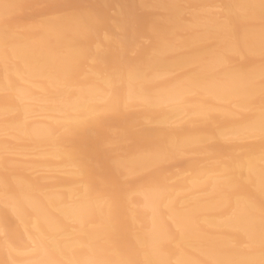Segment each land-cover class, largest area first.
Returning <instances> with one entry per match:
<instances>
[{"label": "bare ground", "instance_id": "bare-ground-1", "mask_svg": "<svg viewBox=\"0 0 264 264\" xmlns=\"http://www.w3.org/2000/svg\"><path fill=\"white\" fill-rule=\"evenodd\" d=\"M4 3L24 7L8 11L17 54L0 63V138H12L0 139V264H264L260 0H0V14ZM222 3L255 7L234 14L227 34L205 36L203 20L217 18L209 7ZM69 4L106 17L103 29L75 27ZM105 33L122 46L98 52ZM230 44L236 71L223 72L217 57ZM42 111L49 120L32 121ZM24 147H48L74 171L33 177L60 167L45 155L7 167L2 153ZM208 147L205 160L183 161ZM85 157L103 167L90 175ZM237 157L239 183L225 166ZM167 162L189 175L169 183L178 174L166 175ZM98 177L118 185L115 198ZM29 243L36 253L22 259Z\"/></svg>", "mask_w": 264, "mask_h": 264}, {"label": "snow or ice", "instance_id": "snow-or-ice-1", "mask_svg": "<svg viewBox=\"0 0 264 264\" xmlns=\"http://www.w3.org/2000/svg\"><path fill=\"white\" fill-rule=\"evenodd\" d=\"M260 9L261 13L264 14V0H260ZM4 9L3 14H0V18L5 20V27L3 30V34L0 35V63L5 65V67L10 65V62L17 54L16 49V40L18 38V34L14 33L7 26V17L8 11L10 9L22 8L24 5L20 3H4L2 4ZM71 13L73 17L74 26L79 28L82 31L87 32H98L103 29L104 25L107 22V18L101 15L99 12L87 7V6H73L71 4L65 6ZM216 8L222 10L223 15L215 18V19H204L203 27H204V35L210 37L213 34H227L229 30V26L232 22L234 14H238L241 10H249L255 7V5H242L236 3H222L219 5H215ZM126 29V21L120 24V31H124ZM139 25L137 26V31L139 32ZM113 46H122V42L119 37H113L105 33L103 42L100 46H98V52L103 51L106 48H112ZM141 46H133L131 50L126 54L127 58L132 61L139 55V48ZM240 54V49L238 45L230 44L227 50L217 57V64L219 66V70L223 72H235L236 69L232 64V57ZM261 55L264 57V38L261 41ZM99 59V57H97ZM129 75H132V69H128ZM118 74V73H117ZM261 123H260V134L261 137L264 138V103L261 106ZM100 155L102 157L106 156L109 149L105 146L103 148L98 149ZM85 170L91 175L94 173L96 168L103 167L101 160H97L95 162L89 160L88 158H84L83 160ZM112 166L119 167V161L112 160ZM230 168L231 171V179L239 183L242 180V174L237 176L236 173L238 169L242 167V163L240 158H234L231 165H225ZM99 182L104 184L105 191H109L111 195L115 198L118 195V185L105 184L103 177H98ZM156 197H162L164 195L163 192H157L154 194ZM264 242V241H262Z\"/></svg>", "mask_w": 264, "mask_h": 264}, {"label": "rangeland", "instance_id": "rangeland-1", "mask_svg": "<svg viewBox=\"0 0 264 264\" xmlns=\"http://www.w3.org/2000/svg\"><path fill=\"white\" fill-rule=\"evenodd\" d=\"M216 5H219V4H216ZM211 8V9H210ZM209 11L213 14V16H215V17H220V16H222L223 14H222V10H220V9H218V8H216L215 7V5L214 6H212V7H209ZM215 12H216V14H215ZM221 12V13H220ZM141 13H143V12H141ZM187 17H189L190 16V13L189 12H187V15H186ZM139 22L140 23H144L145 22V18L143 17V16H140V19H139ZM102 34H104V33H102ZM144 42H146L145 40H143ZM242 61V60H241ZM84 69H81V71H83ZM179 72L178 71H176L175 73H173L172 75H175V74H178ZM263 95V94H262ZM189 97H195V94L194 93H191V94H189L188 95ZM264 96V95H263ZM231 108H235V104L234 103H230V105H229ZM141 107H139L138 109H140ZM44 111H42V113H38V115H37V117L36 118H33L32 119V121H37V120H41V119H43V121H44V118L43 117H45V120H49V119H47L46 118V116L47 115H44L45 114V112L43 113ZM211 113H213V114H215V115H219L220 114V111L217 109V110H214L213 112H211ZM40 115V116H39ZM44 115V116H43ZM58 115V114H57ZM61 114L59 113V116H60ZM179 118H181V117H183V116H178ZM177 117V118H178ZM176 118V119H177ZM179 118H178V120H179ZM177 120V121H178ZM42 121V120H41ZM176 121V120H175ZM180 121V120H179ZM181 121H184V118L183 119H181ZM217 122H212V126L213 127H216L217 126ZM63 128V127H62ZM62 128L60 129L61 131H64V130H62ZM64 129V128H63ZM58 132V131H57ZM60 132V131H59ZM59 132L57 133V134H59ZM1 136V135H0ZM7 138V140H10V139H12L10 136H8V135H6V136H3L2 135V137L0 138V139H6ZM9 138V139H8ZM254 138H252V139H246V140H244L246 143H248V142H252V141H254L253 140ZM256 140V139H255ZM211 142H213L212 140H209L207 143H206V145H211ZM228 144H231V143H233V141L232 140H229L228 142H227ZM20 148V147H19ZM25 148V147H24ZM24 148H21V150H19L18 148L15 150V149H10V150H6V151H4L2 154L3 155H5V158L7 159V160H9L8 162V165H7V167H11L12 166V164H14V163H18L20 166H21V164L23 165V167L24 168H28L29 169V167L30 168H32V165H34V164H32L31 163V160L32 161H35L34 159H38V158H42L44 155H45V152H46V149H48V147H39V148H37V149H35V148H32V147H26L25 149ZM18 150V151H17ZM28 150V151H27ZM207 150H209V152H207V153H197V154H188V155H183V161H187V160H189V159H202V160H205V157L208 155V154H210V153H212V150L213 149H211V147H208V149ZM10 151V152H9ZM17 151V152H16ZM7 152V153H6ZM35 152V153H34ZM235 153H237L238 152V150H235L234 151ZM42 156V157H41ZM47 156V158L49 159V160H51L52 159V161H54V159H55V161L54 162H56L55 164H57V166H60L61 164H60V162H59V164L57 163V161H60L58 158H55V157H51V156H49L48 154L47 155H45L44 156V158ZM201 160V161H202ZM29 161V162H28ZM210 162H213L212 160L210 161ZM207 163V161H204V162H201V165H203V164H206ZM56 166V165H55ZM165 166L166 167H168V170H167V172H166V175H168V176H171V175H173V174H178V176H176L175 178H172L171 180H169V183H174V181H176V179H178L179 177H184V176H188L189 175V172L188 171H186V169H185V167H183V166H178V165H173L172 163H170V162H167V163H165ZM6 167V168H7ZM51 168H48L49 170L50 169H53L54 168V164H53V166H50ZM53 167V168H52ZM65 167H66V169H65ZM42 168V167H41ZM46 168L47 167H44L43 169L44 170H42V169H38L37 171L35 170V171H33L34 169H35V167H34V169H29L28 170V173H31L32 174V172H35V173H33L32 174V176L34 175L35 177L37 176V174L40 176H42L43 174H44V177L45 176H50L49 178H50V180H48L49 182H52V183H55V182H57L59 179H62V178H65V177H67L68 175H70V173L71 172H73L74 170H72L71 169V167H67V166H64V165H62V168H61V166L60 167H58V168H56L57 170H58V172H57V170L55 169V171L56 172H54V169L52 170V171H47L46 170ZM9 169V168H8ZM70 169V170H69ZM46 170V171H45ZM64 172H63V171ZM25 171H27V170H25ZM60 171H62V172H60ZM69 171V172H68ZM71 171V172H70ZM38 172V173H37ZM43 172V173H42ZM68 172V173H67ZM145 171H143L142 173H144ZM33 176V177H34ZM168 176H165V177H167V178H169ZM47 179H48V177H47ZM129 179V177H127V178H124L123 179V181H126V180H128ZM63 188H61V187H53V188H51V189H48V190H52V191H56V190H62ZM132 194H137V193H135V192H132ZM133 207H135V206H133ZM70 224H73L74 225V222H69ZM73 225H71V226H73ZM3 235L4 234H0V236H1V238L3 237ZM67 238V237H69V236H63V238ZM4 238H5V236H4ZM1 240H5V239H1ZM242 243H244V244H242L241 246L242 247H245V249L246 250H249V248H248V246H247V244H246V242H242ZM30 245H29V250H28V253L27 252H25L24 250H23V252L21 251V252H19V255L21 256V258L22 259H27V257L32 253V254H35L36 253V251H35V249H34V245H31V243H29ZM32 246V247H31ZM27 250V249H26ZM29 251H31V252H29ZM25 252V253H24ZM23 254V255H22ZM27 254V255H26ZM31 254V255H32ZM25 255V256H24ZM27 256V257H26ZM28 262V261H27ZM27 262H25V263H27ZM23 263H24V261H23Z\"/></svg>", "mask_w": 264, "mask_h": 264}]
</instances>
